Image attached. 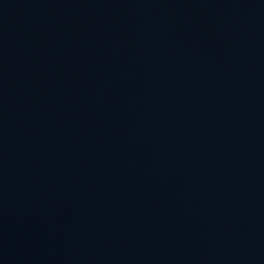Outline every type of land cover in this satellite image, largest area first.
I'll use <instances>...</instances> for the list:
<instances>
[{"label":"water","instance_id":"water-1","mask_svg":"<svg viewBox=\"0 0 264 264\" xmlns=\"http://www.w3.org/2000/svg\"><path fill=\"white\" fill-rule=\"evenodd\" d=\"M0 264H264V0H0Z\"/></svg>","mask_w":264,"mask_h":264}]
</instances>
